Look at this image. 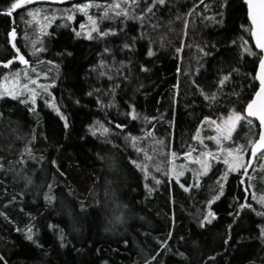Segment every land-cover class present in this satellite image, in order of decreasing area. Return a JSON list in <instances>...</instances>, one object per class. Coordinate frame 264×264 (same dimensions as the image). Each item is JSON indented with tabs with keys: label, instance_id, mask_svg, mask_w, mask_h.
<instances>
[{
	"label": "trees",
	"instance_id": "1",
	"mask_svg": "<svg viewBox=\"0 0 264 264\" xmlns=\"http://www.w3.org/2000/svg\"><path fill=\"white\" fill-rule=\"evenodd\" d=\"M81 1L99 5L100 29L118 34L76 37L73 29L79 31L86 15L73 11L72 4ZM116 1L40 2L35 7L59 14L41 35L34 19L27 22L28 8L7 16L3 12L12 0H0V61L14 55L7 40L14 27V42L28 65L48 73L52 104L69 125L65 128L42 98L33 104L0 97V256L6 264H145L152 256L157 259L151 264H264V215H257L264 212L257 203L264 179L250 189L257 197L248 198L255 211L239 209L244 185L240 174L231 173L211 206L215 218L201 227L207 201L219 193L223 159L212 160L200 186L189 191L168 175L172 153L193 148L204 117L219 120L233 108L243 112L258 88V58L245 51L260 53L251 40L247 5L244 0H165L163 5L135 0L133 6L129 0L122 7L127 17L116 16L118 9L105 16L104 5ZM63 5L68 8L60 9ZM149 6L152 12H144ZM66 10H72L73 20H67ZM33 41L44 51L32 55ZM149 48L155 55H147ZM28 65L0 67V78L14 69L27 71ZM229 73L218 88L219 78ZM130 106L137 119L128 115ZM255 125L241 120L230 143L247 146ZM261 165L264 156L253 162L256 172L250 175ZM29 227L36 243L26 239Z\"/></svg>",
	"mask_w": 264,
	"mask_h": 264
},
{
	"label": "snow or ice",
	"instance_id": "2",
	"mask_svg": "<svg viewBox=\"0 0 264 264\" xmlns=\"http://www.w3.org/2000/svg\"><path fill=\"white\" fill-rule=\"evenodd\" d=\"M40 2V0H12L8 8L3 12L4 15L7 16H13L15 10H23L25 8H28L29 10L26 12V15L29 17V20L27 21L28 23H32L33 19L41 15L43 13V9L35 7ZM123 3H128L129 0H122ZM245 4L248 6L249 12V18L252 21V24L254 27L251 29V36L255 40V47L260 50V53H264V0H258V3L255 6V11L253 10V0H244ZM159 3L161 5L165 4V0H153V4ZM131 4L135 6V0H131ZM93 7L91 3H84V4H77L73 6V11H80L84 12L85 15L88 18V21L91 23V29L85 34V38L92 40L94 39V36L92 33H98V38L99 39H104L107 36H115L117 35V30L116 29H107V30H101L99 27V22L95 19H93L92 16L88 15L86 12V9ZM99 7V5H97ZM105 7V16L107 15L109 10H115L118 9V11L115 12L116 16H121L123 15L124 17H127L128 13L125 11L124 8H122L121 3H113V4H108L104 5ZM69 10H66V13ZM144 12L151 13L152 12V6H149V8L145 9ZM144 12L141 13V17H144ZM73 15L67 14V20L71 21L73 20ZM103 18V17H102ZM47 20V17H45ZM55 19V17H53ZM51 20H48V23L43 25L41 28L40 32L41 35H45L44 29L48 27V24H51ZM185 26H187V21H185ZM81 29L85 28L84 24L80 25ZM75 36L80 37L82 35L81 31H77L73 29ZM15 36H16V29L13 27L10 31L7 33V40L8 43L11 45V48L14 49V55L12 56V59L6 60V61H0V63H3L5 67L8 65H11L14 60H19L20 63L24 65H28L29 61L25 59V55L21 53L20 48L17 47L15 41ZM26 39L28 38L27 36L25 37ZM42 43V41H41ZM235 43V41H233ZM163 46V45H162ZM32 47H33V52L32 55H36L37 52L44 51V49L36 47V41L32 42ZM125 48L130 47L129 44L124 45ZM214 47V46H213ZM105 52H108L109 49L105 48ZM177 52H180L181 49L177 48ZM200 51L204 53V55H211V52L205 51L204 48H200ZM250 55H255L258 58L259 61V67L256 71V76L254 77L255 79L259 80V89L255 92L253 95L252 99L248 100L246 107L243 108V112L236 111L234 108L229 109V114L227 117H221L220 118V124L223 125V128L226 129V131L223 132L222 134V139L227 140L230 137L231 132L235 129V126L237 122L241 120H248L249 124L253 123L254 118L256 121H258V124L255 125L257 131L254 133L253 139H250L248 141L247 146H237L235 149L228 148L227 151V158L223 160V163L227 165V171H224L221 173L219 177H217L216 183L219 185V193L217 195H214L207 201V206H208V211L207 214L203 216V219L200 222V226L204 227L205 223H211V220L215 218V213L211 210V206L213 205L214 201L219 199L220 195H223V190L225 187V184L228 183L229 181V175L231 173H238L241 176L240 183L244 185V193H245V201L243 203L239 204V209H249L252 211H255L253 208L252 203L248 201L249 196H251L252 200H256L257 197L254 193L250 192V189H253L255 187L254 181L255 180H262L264 179V176H261V173H264V165H261V168L259 170V173L257 175L253 176L250 175L252 172H256V169L253 167V162L258 160L261 156H264V54L260 53H253L251 52L250 49H245ZM67 55H72L71 52L66 53ZM147 55L149 57L155 55L153 50L149 48ZM39 63V61H37ZM49 64L53 63L52 61H48ZM103 64V61L101 62ZM123 64V62H121ZM34 71V69H33ZM141 71H148L147 68H145L143 65H141ZM179 71V68H178ZM105 73H101V75H104ZM121 75L124 76V79H127V75H124L121 73ZM230 73L228 75H222L219 80H218V88H222L226 82L228 81L230 77ZM25 78H27V73H25ZM109 79H112V77H109ZM31 84H37V81L35 79L30 81ZM55 81H53V84ZM193 84L196 85V87L199 89V85L196 84L195 81H193ZM52 85H43L39 84L38 88L42 89L44 92H48V89ZM176 87V86H174ZM21 90H26L31 97V101L33 104L36 102V96L39 94L36 90V88H31L29 87V84H21L20 85ZM100 90H97L99 92ZM112 91L114 92L115 89L113 88ZM201 95H204V98L207 100L209 99L208 94H205L203 89H200ZM20 92L10 90L8 92V95L13 96V98H17L20 96ZM0 95H3L2 92H0ZM88 95H92V93H88ZM216 93L212 94L213 99H215ZM99 102V101H98ZM21 103H26V101L21 100ZM51 106V105H50ZM133 108V111L128 113V115L132 116L133 119H137L138 117L135 115V110L134 106H130ZM32 109H30L31 111ZM55 111L60 114V110L58 108H55ZM60 119L64 121V127L68 128V121L66 117L63 114H60ZM205 121H210L212 124H218V121L216 120H211L210 117H204ZM203 123V121H202ZM116 128H123L124 125L117 124L115 125ZM90 130L92 131L93 135H96V129L94 126H90ZM110 129L108 128H103L104 133H108ZM199 131V129H198ZM217 131H221V127H217ZM197 137H193V139H196ZM133 142L137 139L136 137H131ZM210 139L217 140V143L219 144V139L218 137H210ZM25 151L28 152L29 156H31V149H25ZM139 151V150H138ZM223 150H221V153ZM173 156H175V153H172ZM190 153H184L185 157H188ZM203 157H208L209 159H218L219 157L217 155H214L213 153L205 152L202 154L200 158L195 159V163H198L201 165L203 172L198 174L193 182V184H187L185 183H180L179 178L184 176L183 171H179L175 173L176 176V181L177 183H180V187L183 188L185 191H189L191 188H198L200 186V179L207 175L210 169V164L206 162ZM41 160L43 157L40 158ZM55 165V161L52 162ZM132 163H135L134 161ZM139 166V165H137ZM3 165H0V168H2ZM58 167V166H57ZM159 170V169H157ZM28 183H31V178H27ZM159 183V181H157ZM49 189H51V185H49ZM45 200L48 203H51L53 200V197L49 196L47 193L45 194ZM261 205V207H264V195H261L259 200L257 201ZM83 208V205H81ZM241 213L237 211L235 213L236 216H239ZM229 215H233L232 213H229ZM257 215H264V212H258ZM119 219V217H117ZM229 228L232 227V225L228 226ZM19 231V229H17ZM171 235V233H169ZM260 236L261 239H264V228H261L260 231ZM26 239L29 241H32L33 243H36L34 240V233L33 229L29 227L26 231ZM59 239L61 241V246H64V241L66 239L64 230L61 229L59 232ZM167 241L161 243L160 247L163 248L165 247ZM225 244L229 243V240L226 239L224 241ZM179 255L184 256V253H179ZM157 259L156 256L150 257V259L145 260V264H151V262H154ZM0 262H3V264H6V261L3 256H0Z\"/></svg>",
	"mask_w": 264,
	"mask_h": 264
},
{
	"label": "rangeland",
	"instance_id": "3",
	"mask_svg": "<svg viewBox=\"0 0 264 264\" xmlns=\"http://www.w3.org/2000/svg\"><path fill=\"white\" fill-rule=\"evenodd\" d=\"M68 1H71V0H40V2H51L53 4H62ZM84 3H91L93 5V2L81 1V2L73 3L72 6L77 5V4H84ZM116 3H121V6L125 8V6H123V4L125 3H123L122 0H117ZM64 8H68V7L67 6L60 7V9H64ZM41 9L44 10L43 13L34 18V21L37 22L39 32L41 28L43 27V25L48 23V20L53 21V17H55L56 15H59L58 12L50 13V12H47L44 8H41ZM96 11H97V5H93V7L86 9L87 14L92 16L93 19L95 20H96V16H95ZM70 13L71 14L73 13L72 10H70L69 13H66L65 16H67V14H70ZM45 17H47V20L45 19ZM81 24H84L85 28L81 29L79 27V31H81L83 36H85V34L91 29V23L88 21L87 16H86V19L80 23V25ZM45 30L46 29H44V31ZM28 68H31V69L34 68L36 70L33 71V69L32 70L28 69L26 71V69L23 68L22 70L14 69V70L4 73V75L0 78V92H2L3 95H8V92L10 90H14V91L21 93L19 97H23L25 98V100L30 102L31 100L30 94L26 90L22 91L20 88L21 84L27 83L29 84V87L36 88L37 92L39 93L36 96V98H42L46 100L47 103L51 105V108L55 110L56 107L52 104L53 99L51 98V95H50L51 87L48 89V92H44L42 89L38 88L39 84L51 85L50 82H47L49 78L48 73L39 72V70H37L36 65H28ZM25 73H27V78H25ZM33 79L37 81V84L34 85L30 83V81ZM3 95H0V97ZM8 96H11V95H8ZM227 116L228 115L224 117H227ZM211 120H216V119H211ZM216 121H218V124H212L210 123V121L203 120V123H201L200 126L198 127L199 131L198 129L196 131L195 137L197 138L194 139L195 140L194 146L189 152H187V153H190L188 157H185L184 154L175 155V156L172 155L171 160H170L169 171H168V175L170 178L176 180L175 173L179 171H183L184 176L179 178L180 183L187 182V184H193L196 176L203 172L201 165L198 163H195L196 158H200L203 153L209 152V153H213L214 155H217L218 157H221L224 160L225 158H227L226 150L228 148L235 149L237 146H240V145L230 143L233 133L238 127V124L240 121L237 122L235 129L231 132L230 137L227 140L222 139V134L224 131H226V129H224L223 125L219 123L220 119ZM218 126L221 127L220 132L217 131ZM214 136L220 138L219 144L217 143V140L210 139V137H214ZM221 150H223L222 153H221ZM203 159L206 162H208L210 166L212 164L211 161L216 160L215 158L209 159L208 157H203ZM224 171H227V165H225V169L222 172Z\"/></svg>",
	"mask_w": 264,
	"mask_h": 264
},
{
	"label": "water",
	"instance_id": "4",
	"mask_svg": "<svg viewBox=\"0 0 264 264\" xmlns=\"http://www.w3.org/2000/svg\"><path fill=\"white\" fill-rule=\"evenodd\" d=\"M258 3V0H253V10L255 11V6H256V4ZM249 12V9H248V6H247V13ZM248 17H249V15H248ZM249 20H250V18H249ZM250 22H251V29L254 27V25L252 24V21L250 20ZM250 36H251V30H250ZM251 40H252V43H253V45H254V47H255V40H254V38H252V36H251ZM256 48V47H255ZM257 49V48H256ZM259 52H260V50L259 49H257ZM15 51V50H14ZM261 54H264V53H261ZM25 59H26V57H25ZM14 64H18V65H24V64H22V63H20V61L19 60H14L13 61V63L11 64V65H14ZM8 66H10V65H8ZM7 66V67H8ZM0 67H5L4 66V64L3 63H0ZM258 67H259V62H258V64H257V67H256V71H257V69H258ZM6 68V67H5ZM256 71H255V76H256ZM257 82H258V88H257V90L259 89V80H257ZM256 90V91H257ZM255 94V93H254ZM250 119H253V121L256 123V124H258V121H256L254 118H250Z\"/></svg>",
	"mask_w": 264,
	"mask_h": 264
}]
</instances>
